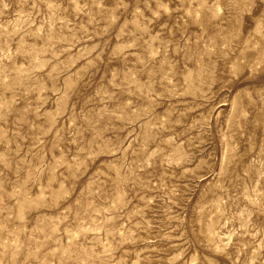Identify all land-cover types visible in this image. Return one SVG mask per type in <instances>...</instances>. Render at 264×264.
I'll use <instances>...</instances> for the list:
<instances>
[{
  "label": "rangeland",
  "instance_id": "1",
  "mask_svg": "<svg viewBox=\"0 0 264 264\" xmlns=\"http://www.w3.org/2000/svg\"><path fill=\"white\" fill-rule=\"evenodd\" d=\"M0 264H264V0H0Z\"/></svg>",
  "mask_w": 264,
  "mask_h": 264
}]
</instances>
